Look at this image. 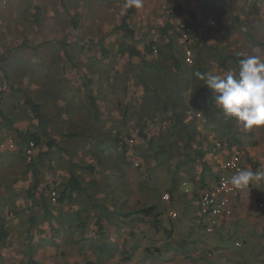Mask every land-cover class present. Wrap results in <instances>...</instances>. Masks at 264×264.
Instances as JSON below:
<instances>
[{"label": "rangeland", "instance_id": "1", "mask_svg": "<svg viewBox=\"0 0 264 264\" xmlns=\"http://www.w3.org/2000/svg\"><path fill=\"white\" fill-rule=\"evenodd\" d=\"M125 5L126 0H0V58L5 57L0 60V264H29L27 245L39 232L37 224L51 216L50 206L68 189L70 166L80 184L96 191L98 185L106 196L139 182L145 190L142 208L154 203L163 208L162 194L174 196V185L189 180L193 198L198 196L213 174L193 154L194 147L219 134L220 139L237 138L243 161L252 171L264 172L259 154L263 126L245 129L217 104L218 110L207 112L193 107L197 98L202 104L207 98L206 86L194 72L235 76V64L229 60L222 67L221 56L264 53V0H143L128 17L132 36L116 29ZM177 6L182 8L178 13ZM149 44L153 52L146 54L149 65L143 71L140 57L119 52L120 46L143 52ZM172 53L181 60L177 76ZM22 91L41 104L44 132L24 104ZM173 103L179 105L178 120L172 116ZM214 127L222 131L214 134ZM255 128L258 138L250 135ZM16 130L39 134L30 152ZM220 149L222 159L225 144ZM88 165L92 172L83 168ZM247 191L255 203L264 199V179L249 184ZM260 215L263 230L259 225L257 236L264 239V212ZM187 216L186 225L180 218L173 222L183 225L177 249L189 261L201 263L210 249L215 264H264L263 249L239 257L232 234L221 241V249L207 243L216 232L206 233L195 202ZM163 260L157 264H165Z\"/></svg>", "mask_w": 264, "mask_h": 264}, {"label": "crops", "instance_id": "2", "mask_svg": "<svg viewBox=\"0 0 264 264\" xmlns=\"http://www.w3.org/2000/svg\"><path fill=\"white\" fill-rule=\"evenodd\" d=\"M261 21L264 22V19L261 18ZM255 55L264 59V53ZM260 131L262 132L261 136L259 135L261 138L259 154L264 156V126ZM256 132L259 131L256 129L250 135L257 137ZM221 147L223 149L224 145ZM220 150L217 148L218 153L207 154L205 157L212 173L215 159L210 162L212 160L210 156L221 157ZM246 150L248 151V148ZM242 164L243 169H250L243 161V156ZM204 173L205 170L201 166V179ZM213 180L214 178L208 186ZM128 184L124 189L119 188L117 193H109V196H106L98 185L97 191L96 187L91 185H81V190L63 189L58 203L50 206L51 216L37 224L39 232L27 245L30 259L39 264H157L162 259L165 264L176 260L178 262L175 264H215V256L210 249L205 258L201 256V263L189 261L187 255L180 254L177 249L178 236L184 230L181 222L186 225L189 220L187 208L192 207L193 202L196 204L198 197L193 198L190 180L188 183L174 185V196L173 193L170 195L173 196V200L171 198L169 201L162 200L165 202L163 208H159L156 203L153 204L156 208L155 213L158 214L155 217L140 212L139 205L143 201L142 195L145 191L141 184L139 182ZM247 194V187L240 188V196L230 206L228 213L216 220L213 232V234L216 232V235L207 241L221 249L223 244L221 241L232 234L235 243L240 242L239 247L235 246L240 249L239 257L242 259L248 250L264 251V239L257 236L260 232L259 225L261 231L263 230L262 221L259 219L264 210H258L254 199H250ZM179 197L181 202L176 200ZM79 201H83L82 207ZM44 204L48 206L46 201ZM169 206L172 207L170 210L176 212L175 218L169 217L167 210H164ZM176 218H180L181 222L174 223L173 219ZM234 258L239 260L237 256Z\"/></svg>", "mask_w": 264, "mask_h": 264}, {"label": "clouds", "instance_id": "3", "mask_svg": "<svg viewBox=\"0 0 264 264\" xmlns=\"http://www.w3.org/2000/svg\"><path fill=\"white\" fill-rule=\"evenodd\" d=\"M143 0H126V7L137 9ZM238 75H214L211 72L196 71L194 75L204 82L212 93V99L227 117H235L245 129L264 126V59L259 55L237 54ZM264 179V172L251 169L238 170L229 179L233 188H244Z\"/></svg>", "mask_w": 264, "mask_h": 264}, {"label": "trees", "instance_id": "4", "mask_svg": "<svg viewBox=\"0 0 264 264\" xmlns=\"http://www.w3.org/2000/svg\"><path fill=\"white\" fill-rule=\"evenodd\" d=\"M181 9L182 8L180 6H177L176 7V12L177 13L180 12ZM133 11H134V7H126V5H125V13H124L122 19L120 20V23L116 26V29L122 31L124 36H132L133 35V29L128 24V17ZM189 17L192 19V21L196 25V21H195L194 15L190 13ZM183 23L185 25H187L188 21L184 19ZM73 26L76 27V23ZM64 52H65L66 56H68V49L67 48L64 49ZM119 52H121V53L127 52L129 57H133V56L140 57L142 62H143V66H142V71H143V69L149 65V61H147V59H146V54L152 53L153 49H152V44H149V45L145 46L143 52L141 50L137 49L135 46H120ZM237 54L238 53H231V54L226 55V56H221V61H222L221 66L225 67L226 66V62L230 60V61H232L235 64V72L238 74V71H239L238 61H239V59H242L243 57H240ZM170 56L173 59V67L175 69V73L174 74L177 76L178 73L181 72V67H180L181 60L176 58L173 53ZM4 59H5V57H1L0 58L1 61L4 60ZM195 67L198 70L201 69L200 68V59H198V58L195 61ZM206 90H207L206 102L204 104H202L201 103V97L197 98L195 101H193V107L198 109V110H200V111L203 110L205 112H207L211 108L216 110L217 109L216 108V103L212 99V93H211V91L209 89L206 88ZM23 95H24V104L29 108L33 118L37 121V127L41 131L44 132L45 131V125H44L45 122H44V116H43V113H42L41 104L36 102V101H34L33 99H31L29 96L26 95L25 92H23ZM155 97H157V95H155ZM88 98H89V103L91 105V108L94 111V116L97 118L98 108H97L95 99L92 97V95H89ZM172 107H173L172 116L175 115V118L178 120V116H177L178 113L175 112V109L178 108L179 105L177 103H173ZM220 110L222 111L221 108H220ZM196 114H197V117H200V112H196ZM0 116H1V110H0ZM209 120H210V118H209ZM188 124H191V123L188 122ZM221 131H222V129L218 130V128H216V127H214L212 129V132L214 134L220 133ZM226 132L228 134V131H226ZM16 133H17V135L19 137H21L25 141V144H27V145L30 142H32L33 145H36V143L38 142L39 134L36 133V132H25V133H23L21 131L16 130ZM70 136L71 137H77L79 135L72 134ZM229 136L230 135H227V138L220 139V138H218V137H221V135L219 134L218 137L212 138V139H210V141H207V140L203 139L202 142H201V146L194 147L193 154L197 155L199 158H201V164H203V167H205V168L207 167V161L205 160L206 155L207 154H215L217 152V148H216V143L217 142H219V143H221L223 145L225 144V146L228 149L232 148L233 146H239L238 139L235 138V137L231 138ZM186 140L189 143V145H191L194 142L193 137H192V135L190 133L188 134ZM116 142H118V140H116ZM49 147H51V145H49ZM158 151H159V148L155 152H158ZM34 163H35V160L33 159L30 162H28V166H32V164H34ZM83 168L87 169L89 172L93 171V167L91 165L83 166ZM32 173H33L34 178H35V182L33 184V187H37L38 186V180L36 179V172H35L34 168L32 169ZM213 177H214V174H213ZM81 185L82 184H80L79 181L76 179L75 173L72 170V167L70 166L69 176H68V181H67L66 187L69 188L71 191H74V190H81L82 189ZM29 191H32V190L29 189ZM155 211H156V208H155L154 205H150V206H147V207H143V208L141 207L140 208V212L143 215H152V216L155 217V216L158 215L157 213H155ZM29 264H39V263H37V262L33 261L32 259H30L29 260Z\"/></svg>", "mask_w": 264, "mask_h": 264}, {"label": "built area", "instance_id": "5", "mask_svg": "<svg viewBox=\"0 0 264 264\" xmlns=\"http://www.w3.org/2000/svg\"><path fill=\"white\" fill-rule=\"evenodd\" d=\"M29 144L27 152H30V147L33 143L30 142ZM221 145L219 142L216 143V147L219 149L222 148ZM224 153L225 155L222 159L215 156V162L212 165L213 183L199 191L196 201L204 223V230L208 234H212L215 231L216 220L224 217L228 213L230 206L240 196V188H233L229 184V179L238 170L243 169V151L239 146H233L230 149L226 147ZM51 198L55 200L54 192L51 193ZM161 198L164 201H169L171 197L168 192H164ZM256 208L261 211L264 210V199H260L256 203ZM168 215L171 218L177 216L173 210H169ZM235 245L239 247L240 242H236Z\"/></svg>", "mask_w": 264, "mask_h": 264}]
</instances>
